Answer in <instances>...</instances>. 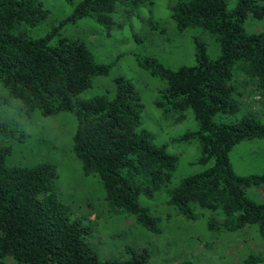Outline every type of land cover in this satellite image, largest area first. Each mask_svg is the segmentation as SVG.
<instances>
[{
    "label": "trees",
    "instance_id": "16d2710c",
    "mask_svg": "<svg viewBox=\"0 0 264 264\" xmlns=\"http://www.w3.org/2000/svg\"><path fill=\"white\" fill-rule=\"evenodd\" d=\"M71 4L72 0H62ZM153 0H80L62 21L92 18L106 31L112 28L119 4L135 7ZM168 0L169 18L176 31L199 28L214 38L218 56L209 59L202 42L194 41V62L170 68L152 56L138 60L152 77L163 81L153 104L161 115L183 119L190 110L198 128L172 137L169 142L195 140L198 156L190 165L200 172L168 183L179 157L168 143L140 122L142 103L129 78H113L112 94L81 98L93 77L109 64L94 61L80 40L59 37L57 27L29 39L25 28L39 25L47 10L38 0H0V105L17 102L26 116L70 113L75 120L72 151L84 176H96L104 201L132 215L143 229L158 233L159 218L139 202L160 192L177 214L197 220L209 215V232L233 233L256 227L264 244V204L246 193L252 185L264 187V175H237L230 153L245 140H264V123L250 112L232 122L217 121L241 108L242 88L253 87L264 99V23L247 32L244 20L264 18V0ZM134 36V35H133ZM135 37V36H134ZM251 111V110H249ZM0 121V136H10ZM10 148L0 147V264H149L146 247L124 246L126 257L102 260L90 244V228L73 216L54 189L57 167L40 163L32 167L7 166ZM263 258L248 255L240 264H259ZM182 264H191L184 260Z\"/></svg>",
    "mask_w": 264,
    "mask_h": 264
},
{
    "label": "rangeland",
    "instance_id": "374dc122",
    "mask_svg": "<svg viewBox=\"0 0 264 264\" xmlns=\"http://www.w3.org/2000/svg\"><path fill=\"white\" fill-rule=\"evenodd\" d=\"M48 14L44 21L33 28L24 29V37L34 39L57 27V35L82 41L97 63L109 64L108 71L91 79L90 87L82 91L81 98L106 93L110 96L113 78L121 75L129 78L138 91L142 103L140 122L151 130L159 143L167 142V150L179 157L169 187L190 173L200 172L203 167L190 165L199 152L197 142H169L172 137L198 128L190 110H185L183 119L174 121L175 114L161 115L153 104L157 91L164 83L142 69L138 60L152 56L167 67L194 62V39L204 45L209 59L218 56L214 38L199 28L187 27L176 31L169 18L168 0H153L131 7L119 4L114 13V24L106 29L92 18L62 23L80 0L66 4L62 0H38ZM232 0H229L231 5ZM264 23L247 17L244 27L247 32L257 31ZM135 37H134V36ZM241 108L237 114L216 117L217 121L232 122L241 115L257 113L264 123V99L253 87L241 89ZM4 95L0 87V96ZM251 110V111H249ZM0 121L6 123L10 136H0V147L10 148L5 163L7 166L32 167L40 163H53L57 167L54 189L59 200L73 216L90 228L89 241L97 257L102 260H121L126 257L124 246L146 247L149 264H240L248 255L263 258L264 244L259 240L256 227H246L233 233L209 232L206 212L196 220L177 214L166 203L167 196L160 192L153 199L140 196L142 206L149 208L158 220V233L140 227L132 215L126 214L104 201V192L96 176H84L79 160L72 151L75 120L70 113H58L43 117L34 111L26 117L17 102L9 99L0 105ZM234 172L240 176L264 175V140H245L234 146L230 153ZM250 199L264 204V187L252 185L246 189Z\"/></svg>",
    "mask_w": 264,
    "mask_h": 264
}]
</instances>
